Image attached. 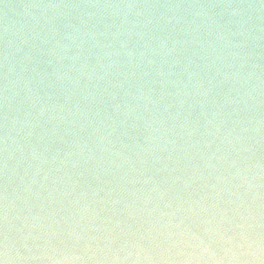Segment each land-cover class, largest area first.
<instances>
[{
	"label": "water",
	"instance_id": "water-1",
	"mask_svg": "<svg viewBox=\"0 0 264 264\" xmlns=\"http://www.w3.org/2000/svg\"><path fill=\"white\" fill-rule=\"evenodd\" d=\"M0 264H264V0H0Z\"/></svg>",
	"mask_w": 264,
	"mask_h": 264
}]
</instances>
